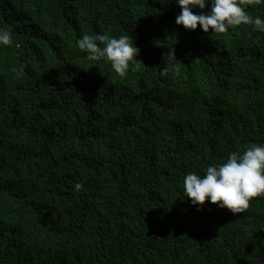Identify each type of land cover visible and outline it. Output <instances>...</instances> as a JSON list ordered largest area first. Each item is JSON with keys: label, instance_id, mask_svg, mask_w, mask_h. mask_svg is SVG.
Segmentation results:
<instances>
[{"label": "trees", "instance_id": "trees-1", "mask_svg": "<svg viewBox=\"0 0 264 264\" xmlns=\"http://www.w3.org/2000/svg\"><path fill=\"white\" fill-rule=\"evenodd\" d=\"M180 11L0 0V264H264V196L241 214L184 196L187 174L264 146V33L185 30ZM96 34L128 35L139 66L88 60Z\"/></svg>", "mask_w": 264, "mask_h": 264}, {"label": "clouds", "instance_id": "clouds-1", "mask_svg": "<svg viewBox=\"0 0 264 264\" xmlns=\"http://www.w3.org/2000/svg\"><path fill=\"white\" fill-rule=\"evenodd\" d=\"M175 3L181 9L175 23L185 30L195 31L199 25L204 33L226 34L232 28L250 25L253 31L264 33V18L250 15L240 0H175ZM246 3L255 6L264 4V0H246ZM209 4L210 10L205 12ZM196 9L200 10L199 14ZM14 44L11 29L0 27V48ZM77 47L87 53L90 61H109L120 77L128 74L132 64L138 67L141 63L136 59L139 49L128 35L119 38L84 35L77 40ZM167 56L170 62L176 61L174 48H170ZM14 71L23 75L22 67ZM168 71L163 69L161 75L166 76ZM75 187L79 190L82 185ZM184 196L198 211L203 210L207 201L233 214L245 212L254 197L264 196V146L253 144L243 152H233L224 163L208 166L203 176L196 172L187 174Z\"/></svg>", "mask_w": 264, "mask_h": 264}]
</instances>
